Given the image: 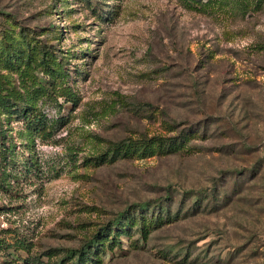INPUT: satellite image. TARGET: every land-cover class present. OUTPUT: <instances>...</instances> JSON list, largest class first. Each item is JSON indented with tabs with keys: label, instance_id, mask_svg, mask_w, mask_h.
Here are the masks:
<instances>
[{
	"label": "rangeland",
	"instance_id": "obj_1",
	"mask_svg": "<svg viewBox=\"0 0 264 264\" xmlns=\"http://www.w3.org/2000/svg\"><path fill=\"white\" fill-rule=\"evenodd\" d=\"M21 30L61 67L0 53V264H74L159 203L177 218L109 234L93 264H264V1L0 0L8 53L26 55ZM188 128L180 153L94 164L108 142Z\"/></svg>",
	"mask_w": 264,
	"mask_h": 264
},
{
	"label": "trees",
	"instance_id": "obj_2",
	"mask_svg": "<svg viewBox=\"0 0 264 264\" xmlns=\"http://www.w3.org/2000/svg\"><path fill=\"white\" fill-rule=\"evenodd\" d=\"M263 1L264 0H238V6L243 11H247L249 9L255 10L261 7ZM0 39L1 41L4 40V38ZM17 39L12 41L10 37H7L6 43L12 44V42H14V44L19 47L20 43L22 42L23 44H25V46H27L26 55L22 56L20 54L22 53L21 49L17 50L16 54H14L11 49H9L8 53V49L3 44L0 45V53H4L3 57L6 59V61L8 60V58L10 59L9 62L15 61L16 57H14V55H17L18 59L21 58L23 60V67L29 66L32 68H38L41 69V71L45 74L49 75L60 74L61 66L58 59L55 60L54 56H48L47 52L42 48H33V46L29 48L28 40L24 39L23 32L20 33V41H18ZM49 59L50 62H48ZM17 64L18 63H16V65ZM60 93L63 94L64 92L61 91L59 92V94ZM38 118L39 117L35 116L33 117V120H27L28 123L26 125H28L27 127L30 128L33 132L38 131L37 128L39 127H37V125L35 124L36 122H38ZM173 130V125L168 126V131ZM48 132L50 131H47L45 137L48 136ZM194 133H196V131L188 128L181 129L175 134H171L168 136L152 135L148 138L141 137L137 139H128L126 141L108 142L105 149L98 156L93 158V161L94 164L97 165L102 164L106 160L111 163L119 159H130L132 158L133 154H138L139 156L143 157L149 155L165 156L169 154L180 153L181 151H184V147L186 143H188L189 138L197 134ZM168 198L169 195L165 194L162 198V201H166ZM136 208H138L137 215L135 214ZM143 208L144 206L137 205L132 210L126 209L122 213L118 214L109 223H107L103 227H100L95 233H93L78 251L70 252V254L68 255L69 258L72 259L75 256L74 264H85L86 262H90L91 264H93L98 260L97 257L94 256L96 250H98L97 247L101 245L99 241L102 238L109 236V234H114L115 238L116 235L127 233L132 227H135V229H137L138 233L141 235L140 237L144 239L150 230L158 227L161 224L163 225L165 223H170L172 220L177 218V213L170 214L165 204L163 205V207L160 203L156 204V210L154 208L151 209L148 215H142L141 210H143ZM110 239H112V236L110 237ZM58 264L62 263L59 262Z\"/></svg>",
	"mask_w": 264,
	"mask_h": 264
}]
</instances>
